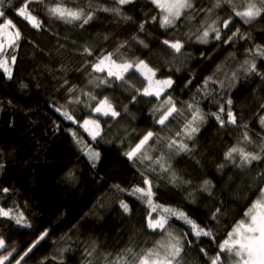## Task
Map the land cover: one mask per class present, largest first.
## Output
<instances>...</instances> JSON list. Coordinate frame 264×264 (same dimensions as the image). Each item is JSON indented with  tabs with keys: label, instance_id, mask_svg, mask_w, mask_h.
<instances>
[{
	"label": "trees",
	"instance_id": "obj_1",
	"mask_svg": "<svg viewBox=\"0 0 264 264\" xmlns=\"http://www.w3.org/2000/svg\"><path fill=\"white\" fill-rule=\"evenodd\" d=\"M25 2L0 0V25L9 20L20 33L6 53L15 56L11 79L0 71V209L10 210L0 215V256L11 252L4 264L132 260L126 249L158 248L169 232L183 247L178 264H211L217 255L220 264H231L219 246L264 189V15L250 23L236 16L249 0H220L219 7L217 0H191L192 7L165 28L148 0H43L29 4L39 21L33 27L18 15ZM52 6L83 10L92 19L66 22L51 15ZM204 31L209 35L201 42ZM165 40L180 42V52ZM109 55L115 65H133L123 79L95 69ZM139 61L156 80L172 81L159 97L143 94ZM252 63L256 71H246ZM105 99L118 116L95 111ZM169 101L176 113L162 125ZM229 110L235 124L228 122ZM191 112L204 120L193 124L199 130L189 138ZM85 121L98 123L95 138ZM148 132L153 136L142 154L130 160L126 153ZM233 147L261 159L245 164L235 153L226 159ZM90 152L99 158L90 159ZM145 179L152 205L133 194L149 188ZM176 213L211 235L196 236ZM161 217L167 220L163 231L149 227L150 218Z\"/></svg>",
	"mask_w": 264,
	"mask_h": 264
},
{
	"label": "snow or ice",
	"instance_id": "obj_2",
	"mask_svg": "<svg viewBox=\"0 0 264 264\" xmlns=\"http://www.w3.org/2000/svg\"><path fill=\"white\" fill-rule=\"evenodd\" d=\"M42 3L43 0H26V2L23 4V6L18 10V14L22 16L25 20L29 21L33 27H39V21L38 19L32 15L31 10L29 9V4L31 3ZM117 2L120 5H125L128 3H131L132 0H117ZM226 2L231 3L232 0H226ZM153 3L156 4L158 8L161 9L162 12L165 13V15L162 17L161 20V26L167 27L172 25L173 21L175 19H178L181 15L182 10L186 8H191L192 3L191 0H153ZM260 4L264 6V0H260ZM217 7L220 6V0H217ZM105 11H109V9H104ZM48 11L54 15L57 16L60 19H64L66 22H71L73 20H82V25L87 24L89 20L92 19V15L88 14L85 16L83 10H72L68 9L62 6H56L49 8ZM110 11L113 12H119L118 9H111ZM236 16L241 17L245 23H250L253 20H255L257 17L264 15V7H258L256 3L252 2V0H249V3L246 5L243 11H236ZM0 16H3V13L0 12ZM81 25V26H82ZM227 22H225V27H227ZM9 27H13L11 21H7L6 23L0 25V32H3V30L8 29ZM141 28H143V25H141ZM212 31L216 32V38H220L219 31L215 28L211 29ZM5 35H7L5 33ZM209 35L208 31H204L203 36L201 38V42H206V37ZM20 36L19 32H16L14 34L15 38H9L7 43L8 46L14 47L16 46V39H18ZM164 43L166 45H169L172 49H174L176 52H180L182 48V44L180 42H169L168 40H165ZM4 43H0V53L4 52ZM86 52H88L89 55H91V52L85 49ZM261 55H264V51H261ZM106 61H110L119 71H113L112 68H109L108 75L109 76H115L117 79H123V72H126L129 68H132V64L124 63L120 65H115L114 61H111V56H105L103 59L99 61L98 64H96L94 67L97 71H103V65ZM11 62H15V56L11 57ZM245 63H248L247 61ZM136 69L138 71H142L143 74H145V78L150 81L151 84V78L155 76V72L151 68H148L146 64H144L143 61H139L135 65ZM0 69L3 70L4 73L7 74L8 78L11 79L12 72L11 68L9 67V60L7 59H0ZM248 72H255L256 71V65L255 63H252L249 65V67L246 69ZM157 85L168 87L171 86L172 81L171 80H162V81H156ZM163 88L161 87L159 90L153 92L146 88L144 90V95H156L159 97L161 91ZM169 107L168 109L162 114L161 118L158 120V123L164 124L165 121L168 119L169 116H171L174 112H176V108L171 104V101L168 102ZM227 103L231 105L232 101L228 100ZM223 107H221V111H223ZM59 111V109H57ZM96 112H102L104 115H108L109 113L115 117L118 116L119 113L116 112L110 103H108L107 99L104 101L99 102V106L95 108ZM66 119L71 120L72 116L69 115L67 112L62 113ZM228 122L235 124L236 120L233 116V113L229 110L228 113ZM217 120H220L221 124L224 123V121L221 119L219 115H217ZM203 121L204 117L199 112L193 115L192 121H190L186 125V131L191 138L192 134L197 132L199 129L198 127H194L193 124L196 121ZM85 124L90 123V121H85ZM94 123V122H92ZM261 123L264 124V117L261 118ZM99 127L98 125L96 126ZM98 134V133H97ZM153 136L152 132H148L140 141L139 143L132 148L129 152L126 153L127 157L132 160L133 158L137 157L138 154H142V151L144 149V146L147 144L149 139ZM95 138V136H93ZM245 138L247 139V134H245ZM175 143V141H173ZM180 150L187 151V145L181 144L179 146ZM261 151H264V148L261 149ZM238 154L241 158L242 163H251L254 160L261 159V157L257 154H253L251 152H246L242 148L233 147L230 149L228 153H226L225 158L231 159L233 157V154ZM90 159H98L99 153L90 152L89 153ZM166 170V169H165ZM145 184L149 185V188L143 189V188H136L134 189L133 194L135 193H141V197H149L148 203L149 205H152L151 196L153 193L151 192V186L150 182L145 179ZM208 183L207 181L205 182ZM4 192H7L8 189L4 188ZM262 197H264V190H262ZM121 207L124 209L125 212L129 211L128 205L121 202ZM256 208H262L264 209V202L257 201L256 204L253 205V208L249 210L248 213H246L247 216H250L251 223L245 225L243 222L239 224L232 233L229 234L228 239L224 241L223 244H221L220 251L221 253L228 252L232 253L234 256L239 257V264H264V211L262 212H255ZM155 210V208H153ZM165 211H168L167 209ZM178 216L184 218L187 223L192 225V228L195 232L196 236L205 235L210 236L211 233L209 231H205L201 228H199L198 225H196L191 220H188L187 217H184L183 213H176ZM0 215L2 216H9L10 210L5 211L4 209H0ZM22 218L17 219V223H21ZM167 223L166 218L161 217L160 219H157L153 221L151 218L149 219V227L153 230L160 229L164 230V225ZM24 226H29L25 224ZM47 235V233H43L40 238L33 243V245L28 249V252L32 251V248L36 246V244L39 243L40 240L44 238V236ZM170 239L167 244H160V242H157L159 247L155 249H147L143 250L141 253H135L133 252L132 248H128L125 250V253L132 255V260H128L126 256L122 255L118 257L115 260L108 261L107 256H105V264H178L181 253L183 251V247L180 244V241L177 237L173 236L170 232L168 233ZM5 248V242L3 238H0V249ZM160 249H163V252L160 251ZM93 251H95V247H93ZM203 251V250H201ZM28 252H25V255L28 254ZM91 255V252L89 253ZM11 256V252L8 253V255L0 256V264H4V261H7L9 257ZM23 259V257H21ZM221 256L217 255L215 258H212V264H220ZM16 264H20L19 261H16Z\"/></svg>",
	"mask_w": 264,
	"mask_h": 264
},
{
	"label": "rangeland",
	"instance_id": "obj_3",
	"mask_svg": "<svg viewBox=\"0 0 264 264\" xmlns=\"http://www.w3.org/2000/svg\"><path fill=\"white\" fill-rule=\"evenodd\" d=\"M148 1H150L152 4H154L153 3V0H148ZM116 2H117V0H116ZM118 3V2H117ZM155 6H156V4H154ZM52 7H54V6H52ZM157 7V6H156ZM158 8V7H157ZM160 11H161V9L160 8H158ZM185 10V9H184ZM184 10H182V12L184 11ZM181 12V13H182ZM19 15V14H18ZM52 15V14H51ZM161 15H162V17L165 15V13L164 12H162L161 11ZM20 16V15H19ZM54 16V15H53ZM20 17H22V16H20ZM55 17H57V16H55ZM162 17H161V20H162ZM23 18V17H22ZM58 18V17H57ZM24 19V18H23ZM60 19V18H59ZM61 20H64V19H61ZM7 21H9V20H6V21H4L2 24H4V23H6ZM27 21V20H26ZM177 21V19H175L174 21H173V23H172V25L175 23ZM27 22H29V21H27ZM30 23V22H29ZM1 24V25H2ZM31 24V23H30ZM172 25H170V26H172ZM169 26V27H170ZM168 27V26H167ZM166 28V27H165ZM17 31H16V29L14 28V26L13 27H9L8 29H5V30H3V32H0V43H4V52L3 53H0V59H7V60H9V67L11 68V72H12V62H11V59L10 58H8L7 56H6V53L8 52V50H10L11 48H13V47H10V46H8V43H7V41H8V39L9 38H15L14 37V34L16 33ZM5 33L7 34V35H5ZM17 40L18 39H16V41H15V43L17 42ZM103 68H104V70L103 71H107L108 72V70H109V68H112V70L115 72V71H119L110 61H106L105 62V64L103 65ZM129 70V69H128ZM127 70V71H128ZM0 71H2L3 72V70L2 69H0ZM126 71V72H127ZM135 71H137L138 72V75H140V77L146 82V85H147V87L146 88H148L149 90H151V91H153V92H155V91H157V90H159L161 87L163 88V90L161 91V93L160 94H162L164 91H166V89L169 87H163V86H160V85H157L156 84V81H158V80H156L154 77H152L151 78V84H150V81L148 80V79H146L145 78V74H143L142 73V71H138L136 68H135ZM125 72H123V74H124ZM3 74H5V76L8 78V76H7V74L6 73H4L3 72ZM196 111H198V110H196ZM98 114H103L102 112H97ZM174 113H176V112H174ZM174 113H173V115H174ZM194 114H196L195 112H191V114H190V118L187 120V122L189 123L190 121H192V117H193V115ZM104 115V114H103ZM108 115H110V114H108ZM108 115H106V116H108ZM172 115V116H173ZM170 117V116H169ZM94 123H92V121H90V123H88V124H85V125H83V126H85V128H86V130L90 133V135L91 136H97L98 134V132H99V128H97L96 126L98 125V123L97 122H95V121H93ZM264 190V189H263ZM148 199H149V197H147ZM148 201V200H147ZM257 201H262V202H264V197H262V192H261V194H260V196L256 199V201L250 206V208L248 209V211L246 212V213H248L249 212V210L250 209H252L253 208V205L254 204H256V202ZM262 211H264V209H262V208H256L255 209V212H257V213H259V212H262ZM243 223L245 224V225H247V224H249V223H251V218H250V216H247V215H245V219H244V221H243ZM239 224H241V223H239ZM238 224V225H239ZM237 225V226H238ZM236 226V227H237ZM235 227V228H236ZM234 228V229H235ZM233 229V230H234ZM233 232V231H232ZM231 232V233H232ZM168 235V233H165L164 234V236H167ZM229 237V236H228ZM168 238H165V242L163 241V243L161 242V244H167L168 243V241H169V239L167 240ZM228 239V238H227ZM158 247H159V245H158ZM160 251L161 252H163V249H160ZM228 256L230 257V261H231V264H239V257H236V256H234L232 253H228ZM234 260H236V261H234ZM212 264V263H211Z\"/></svg>",
	"mask_w": 264,
	"mask_h": 264
}]
</instances>
